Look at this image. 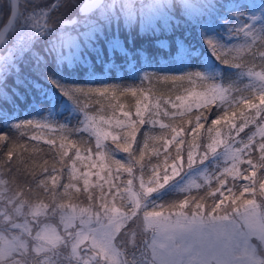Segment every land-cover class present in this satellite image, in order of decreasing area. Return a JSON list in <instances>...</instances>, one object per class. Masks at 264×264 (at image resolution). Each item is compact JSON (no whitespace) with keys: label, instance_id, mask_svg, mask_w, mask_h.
<instances>
[{"label":"snow or ice","instance_id":"6c2138e0","mask_svg":"<svg viewBox=\"0 0 264 264\" xmlns=\"http://www.w3.org/2000/svg\"><path fill=\"white\" fill-rule=\"evenodd\" d=\"M171 7L165 0H150L147 3L141 0L139 4L136 0H86L82 4L76 3V0H52L50 3L0 0V42L5 47L11 44L7 53L0 57V101L8 104L10 96L14 100L19 99L18 88L21 82L15 78L19 77L20 64L27 56L33 61L34 70L38 73L39 79L32 82L30 87L35 90L36 103L42 106L40 113H43H38V118L19 121L18 115H14L15 109L9 111L7 108H0V121L4 127L16 131L28 127L53 131L70 128L69 123H60L56 119L62 114L57 111V106L68 111L70 119L79 110L81 96L96 94L106 97L110 88L85 90L64 83L60 75L65 60L64 47L87 49L89 44L95 47L99 34L114 23L119 27L121 21L128 28L139 24L141 28L155 30L158 21L171 22ZM181 7L189 17L193 16V9L208 12L209 15L212 12H224L225 15L219 19L227 37L242 38L243 43L239 46L231 45L227 43L224 33L210 30L203 23L198 35L205 46L207 59H204V52L191 42H177L172 60L180 64L179 75L158 78L165 81L171 79L173 82L187 81L189 84H198L203 90H189L187 97H177L178 100L192 98V103L184 107L185 111L191 112L193 104L196 106L198 114L195 124L189 121L188 127L178 130L177 127L155 122L160 123L161 129L171 127V139H165L163 135L158 138L166 157L163 176L160 175L159 166L151 165L149 161L151 175L145 182L144 173L148 165L141 161L148 144L145 142L140 146L137 143L135 121L125 125L117 119V128L131 130L113 134L100 127L96 116L83 113V130L95 137L94 155L90 148H81L75 141L61 137L62 140L68 139L69 147L75 148V157H69L71 164L63 160L68 152L60 153L61 162L68 169V182L61 183L60 176L54 174L57 170L53 166V174L43 179L34 177L35 189L31 184L27 190L18 187L5 198L3 212L0 213V219L4 221L0 226V264H264V63L259 72L248 68L246 72L240 73V76L247 75L251 80L259 82L246 89L250 92L247 96L232 95L238 90L233 89L231 84L226 87L220 82L222 73L215 63L222 60V63L228 64V54L235 52L239 55L245 50L250 52L254 46H258L259 56L264 62V0L259 4L249 0H230L229 3L204 0L203 3L192 4L189 0H184ZM81 24L83 31L80 30ZM221 52L225 53L223 59ZM197 56L199 62L194 59ZM212 57H215V61ZM81 59H84L83 55ZM133 59L130 50L123 47L122 42L114 36L105 47L95 53V62L90 65L88 74L90 77L95 75L96 65L101 70L112 72L132 64ZM232 67L241 68L242 65L236 63ZM13 74L16 88L10 90L8 78ZM153 75L155 74L145 72L141 82H151ZM40 79L43 84L39 83ZM111 91L113 98L117 91L121 95L128 92L136 94L135 89L127 87L121 91L117 86H111ZM69 101L75 103L69 106ZM213 105L222 109V114L211 120V126L207 128V142H204L199 130L205 128L202 121H206L208 117L199 110L211 111ZM241 105L251 112L242 111L239 117L236 111L230 113V109H239ZM123 115L127 118L130 113L124 112ZM136 115L141 117L140 123L143 124V112L139 107ZM164 115L168 116L169 113L165 111ZM172 115L175 116V113ZM237 119H241L242 123L237 125ZM14 120L18 122L11 123ZM99 120L109 123L103 116ZM222 123L228 129L227 138H222L224 133L213 127ZM249 124L256 125V131L248 135L246 141L237 140L236 136ZM10 130L0 132V151L7 147L6 156L9 161L15 147L9 146ZM233 131L235 136L232 135ZM197 135H200V143L188 144L186 164L189 172L185 176L196 174L203 177V182L196 184V187L204 188L205 196L191 197L189 213L183 211L189 205L190 197V189L182 186L184 177L171 185L169 181L173 176L180 175L185 165L182 145L188 143L186 137L195 138ZM257 136L260 137L259 141L256 140ZM109 137L115 145L114 149L104 143ZM32 138L39 139L36 136ZM45 143L55 145L56 141L45 140ZM169 145L176 148L174 157L169 154ZM220 147H223L222 152L217 151ZM60 148L63 150L65 144L61 143ZM137 149L139 159L135 155ZM116 150L127 153L129 160L116 158ZM81 153L85 155L82 157ZM256 153H259L258 158ZM153 154L159 159L160 148L154 146ZM93 159L103 162L84 163V160ZM77 160L81 161L84 168L100 167L107 175L101 177L99 172L93 173L97 182L90 187L87 171L77 175ZM169 160L171 176L168 172ZM133 161L135 165H140V191L129 192L135 176L127 181L129 188L121 191V185L115 183L120 177L112 175V165L116 166L117 173L123 170L132 175ZM197 161L201 167L194 168ZM205 161H208L207 165ZM44 172L47 173L48 169L45 168ZM109 179L113 182L109 183ZM101 180L103 183L99 182ZM241 180L245 183H238ZM81 181L82 189L78 187ZM49 182L51 188L48 186ZM5 183L7 182L0 180V184ZM105 184L108 185L107 194L104 191ZM95 188L100 189L99 195L93 194L92 190ZM160 189L165 191L161 193ZM171 191H188L189 195L170 206L180 209L179 211H168L167 214L163 210L157 211V207L163 209L164 206L157 205L156 200ZM81 192L87 195L86 206L71 202L73 198L79 199L74 194ZM117 193L120 194V207L115 203ZM152 193L157 195L152 196ZM245 193L250 198H246ZM109 196L112 197L111 204ZM58 197L61 201L68 198L69 202H58ZM45 199L51 203H45ZM208 199L212 200L211 204L207 203ZM125 201L128 202L127 205ZM69 209L71 215L67 214ZM49 212L53 215L61 213V222L65 225L63 234L57 233L51 225L44 224L33 236L27 220L18 222L20 217L30 215L39 227L40 221L37 218L47 216ZM48 233L51 235H47ZM32 253L35 255L30 260L25 259Z\"/></svg>","mask_w":264,"mask_h":264},{"label":"trees","instance_id":"16d2710c","mask_svg":"<svg viewBox=\"0 0 264 264\" xmlns=\"http://www.w3.org/2000/svg\"><path fill=\"white\" fill-rule=\"evenodd\" d=\"M49 0H36L38 3H46ZM141 2V0H138ZM76 3H79L76 0ZM180 4L178 1H173L174 13L178 12ZM189 20L181 15V13L176 16V18L171 19L170 23H166L164 25L157 26L155 30H144L140 31L139 25L136 24L131 28L125 27L123 21L119 27H115L112 25L110 28L113 29V34L115 37L122 41L124 47L129 49L133 54V63L129 65H125L119 70H113L112 72L101 70L99 65H96L95 75L89 76V67L91 64L95 62L94 56L92 57V63L86 64L79 61L73 62L72 64H68L65 61L62 64V72L60 75L63 77V82L68 84L69 86L80 87L85 90L89 88H103L109 87L110 91L108 96L101 97L96 94H91L89 96H81L79 98V111L81 110L83 113H88L91 116H96L99 118L100 116L104 117L105 121H109V123H103L106 131L112 132L113 134L121 133L131 129H122L117 128L115 126L116 120L119 119L123 121L125 125L132 124L135 121V127L137 129L136 140L140 146H143L145 142L148 144L147 152L141 161L142 164L148 165L145 169L144 180L147 183L150 175H151V165H158L161 177L163 176L164 168H165V154L162 148V142L158 139L162 135L165 139H171V127L168 129H161L160 123L168 124L173 127L179 128L188 127V122L190 121L192 124H195V117L198 114V110L196 106H193L191 112H181L180 107L175 108L173 110H168L170 103L175 101V99L183 94H187L189 90L192 91H202L203 89L198 84H189L187 81H175L173 82L171 79L165 81L163 79H159L158 77H163L165 75H179L178 69L180 68L179 62H174L172 60V55L175 53L177 42H191L196 45L198 49H201L204 52V59H207V54L205 51L204 44L199 40L197 36H195L192 28L195 27L194 24H190ZM115 25V23H114ZM100 36V35H99ZM113 36V37H114ZM166 38L169 41L168 48H160L152 44L156 39ZM40 47H43L40 45ZM157 47V48H156ZM142 51L146 54L144 59H140L138 56V51ZM222 59L225 58V53H221ZM235 57V58H234ZM229 63L224 64L221 61H215V57L212 59L217 64L218 68L221 70L222 82L226 87L231 84L233 89H237L238 91H234L232 93L233 96H247L250 94L246 89L250 88L252 85H258L257 81L251 80L247 75L240 76L241 72H246L248 68H254L255 71H261L262 62L259 56L258 46H254L252 50L245 51L239 54L236 57L234 54H228L226 56ZM199 62V56L194 57ZM119 63V61H118ZM239 63L242 65L241 68L232 67L233 64ZM54 68L55 65H52ZM154 73L151 82L148 80H144L141 82V77L144 73ZM16 80L20 81V86L18 88L19 99L14 100L11 96L9 97V103L4 104L0 101V108H7L9 111L15 109L14 115H18L19 121H23L26 119L38 118L37 114L40 113V108L42 107L40 104L36 103L37 96L34 94L35 90L30 87V84L39 79L38 73L34 70V64L30 57H25L23 62L20 64V74ZM40 84H43V80H39ZM111 86H117L121 91L124 88H132L135 89L136 94L133 95L132 92H128L125 95H121L120 91L115 93V98H113ZM8 88L15 89L16 82L14 81L13 76H9L8 78ZM147 97V99H146ZM151 101L152 107H146L143 112L144 123H140L141 117H137L136 109L139 105L144 104L146 101ZM158 101H163L158 103ZM167 101V103H165ZM258 102V101H255ZM70 105L74 104L75 101H69ZM157 104L159 106L157 107ZM122 106V107H121ZM176 112H175V111ZM57 111L62 113L58 115L56 119L60 123H69L70 128H66L63 130H48V129H40L35 127L21 128L19 131L15 129H8L4 127L2 121H0V132L11 131V140L9 142V146L14 147V154L12 159L9 161L7 159V147L3 148L0 151V180L6 181L5 184H0V209L4 206L5 198L12 194L18 187H23L27 190L29 184H31L32 188H36V184L33 183L34 177L45 178L46 176L53 174L52 168L55 166L56 172L55 175L60 176L61 183L68 182V169L64 163L61 162L62 151H67L68 156L63 157L64 161H67L68 164H71V160L69 157H75V148L68 146V139H71L76 142V145L81 148H90L94 155L96 150V141L95 137L92 136L88 131L83 130V124L81 123V113L75 112L74 116L69 119V112L65 111L63 107L57 106ZM167 111L169 113L168 116L164 115V112ZM200 113L207 116L208 119L206 121H202L205 123V128L200 129V134L204 137V142H207V128L211 126V120L216 118V115L222 114V109L217 108L215 105L212 106L211 111L208 109H200ZM231 111H236L237 116L239 117L240 112H251L249 109H245L243 105L240 106L239 109H230ZM124 112L135 113L134 117H125L123 115ZM175 113V116L172 114ZM43 115V113H40ZM254 115V112H252ZM258 119V118H257ZM159 121L160 123H155ZM18 121H11V123H15ZM236 124L239 125L242 123L241 119H237ZM214 128H219L222 133H224V137L228 136V129L223 125L213 126ZM256 129V125L249 124L243 132H240L238 136H236L237 140H247L248 135ZM232 135H236L233 131ZM39 137V139H33L32 137ZM61 137H67L68 139L62 140ZM45 140H54L56 141L55 145L51 143H45ZM188 143L182 145L183 149V157L184 160L187 159V149L189 143H200V135L188 136L186 137ZM256 140L259 141L260 137L257 136ZM64 143L65 148L62 150L60 148V144ZM109 148L114 149L115 145L112 144L111 138L104 142ZM159 147L161 155L159 159L153 154V147ZM239 146V145H236ZM136 147V145H134ZM169 154L174 157L176 154V148L173 145H169ZM194 153L196 154L195 150ZM85 154L81 153L83 157ZM137 159H139V151L137 149L135 153ZM259 153H256V157L258 158ZM115 156L122 161H128L129 156L127 153L120 152L118 150L115 151ZM149 161H151V165H149ZM103 161L96 160H84V163H102ZM133 174L130 175L127 171L121 170L119 173L116 171V166L112 165V175H119L120 179L116 180V184L121 185V191L124 188H129L127 185V181L129 179H133V176L136 177L134 180V185L139 184V177L141 175L140 165H135L134 161ZM169 168L168 172H171V160L168 161ZM77 166V175L79 176L82 172L87 171L89 173V182L90 187L92 184L97 182V177L93 175L95 172H99L101 177L107 175L105 170H102L100 167L96 168H84L81 161H76ZM241 167H246V165H241ZM47 168L48 172H44V169ZM107 168V165H105ZM212 169H209L211 171ZM231 178H229L230 180ZM103 183V181H99ZM113 181L109 179V183ZM161 182L162 179H161ZM201 181L200 183H202ZM199 183V184H200ZM238 183H245L244 181H239ZM49 188H51V183L49 182ZM78 187L83 188L82 181L78 184ZM131 187V186H130ZM108 185H104L105 194H107ZM62 191V189H60ZM93 194L99 195L100 189L95 188L92 190ZM115 191V189H113ZM161 193L165 191V189L159 190ZM78 195L79 199H72V203L82 204L86 206L87 195L82 192ZM152 196H156L157 193H152ZM189 192L185 191L184 193H179L178 191H171L167 194L163 195L162 198L156 200L157 205H163L164 208L161 209L157 207V211L163 210L164 212L172 211L176 212L180 209L171 208L170 206L173 203H178L180 200L184 199L185 196H188ZM205 196V189L197 187H193L190 189V197H189V205H186L183 211L189 212L191 211V197H201ZM246 198H250L248 193H245ZM109 203L111 204L112 197L109 196ZM45 203H51L50 200L45 199ZM58 202L68 203V198H64L62 201L58 197ZM115 203L117 207L121 205L120 194L117 193ZM208 204L212 203L211 199L207 200ZM127 205L128 202L125 201ZM149 210H152L149 208Z\"/></svg>","mask_w":264,"mask_h":264},{"label":"rangeland","instance_id":"374dc122","mask_svg":"<svg viewBox=\"0 0 264 264\" xmlns=\"http://www.w3.org/2000/svg\"><path fill=\"white\" fill-rule=\"evenodd\" d=\"M79 1H81V0H79ZM83 1L84 0H82V2ZM173 1L174 0H165V2L169 3L172 6L170 8V16H171V18L172 19L173 18H176V16H178L179 13H181V15L185 16L189 20V22H191L192 24L195 25V27L192 28V29L194 31L195 36H197L201 42H202V40H201V37L198 35V32H199V29L201 27V24L203 23L210 30H214L216 32L224 33L227 43H229L231 45H234V46H239V45H241L243 43L242 38L241 39H232V38H228L227 37V33H226L225 29H223L221 27V23H220V19H219L221 16L225 15L224 12H219V13L212 12V14L209 15L208 12H203L202 10H199L198 11L196 9H193V16L189 17V16L185 15V13H184V11H183V9L181 7V5L184 2V0H175V1H178L179 4H180L179 10H178L179 13H177V12L174 13ZM143 2L147 3V2H150V0H143ZM189 2L192 3V4H199V3H203L204 0H189ZM217 2H219V3H229L230 0H217ZM249 2H255V3L259 4V3L262 2V0H249ZM136 3L139 4L140 2H138V0H136ZM157 23L159 25L166 24L163 20H160ZM157 23H156V26H157ZM113 26H114V28L116 27V25H114V24H113ZM156 26H155V28H156ZM139 28H140V31H144V30L150 31L151 30V29H148L147 27L141 28L140 25H139ZM80 30L81 31L84 30L83 24H81ZM112 30L113 29H111V28H106L103 32H101L99 34L100 36H99V39L96 42L95 47H93L91 44L88 45V48L87 49H84L83 47L69 48V47L65 46L64 49H63V55L65 57V60L64 61L66 63H68V64H72L73 62H76V61H79V62H82V63H86V64L92 63V57L93 56H94V60H95V53L100 48L105 47V45L108 43V41L112 40L114 34L117 33V32H115L113 34V31ZM73 35H75V31L74 30H73ZM152 44L154 45V47L156 45L157 47H160V48H168L169 41L166 38L156 39L155 42L152 43ZM122 46H123V44H122ZM245 51H247V50H245ZM245 51H243V52H245ZM138 52H139L138 53L139 58L140 59H144L145 56H146V54L143 53L142 51L141 52L138 51ZM221 53H224V52H221ZM231 54H234L236 57L239 56L235 52H232ZM81 55H83L84 59H81ZM257 72H259V71H257ZM187 96H188V93L187 94H183L180 97H187ZM157 102L158 103H161L163 101H158L157 100ZM191 103H192V98L191 97H189L188 99H184V100H178L176 98L175 101H173L172 103H170L168 110H173L175 108L180 107L178 109H180L181 112H184L185 111V107L184 106H186L188 104H191ZM174 105H175V107H174ZM69 106H71V105L69 104ZM146 106L147 107H152L150 100L146 101L142 105H139L138 107L141 110H144L146 108ZM193 106H195V105L193 104ZM77 112L78 113L79 112L81 113V116H82L81 119L83 121L84 120L83 112L81 110L80 111L77 110ZM136 112H137V109H136ZM134 115H135V113H131L129 117L132 118V117H134ZM97 123L100 125V127L104 131H106V129L103 126V122H101L99 120V118H97ZM255 131H256V129L253 132H255ZM217 151L218 152H222L223 151V147L218 148ZM194 155H195V153H194ZM210 159H211V157H210ZM186 160H185V165L183 167V170L181 171V174L178 175V176H173V179H171L169 181V185L174 184L177 181H180L181 180V177H184L183 185L182 186H185L187 189H191L193 187H196V184H199L201 181H203V177H201L199 175H196V174H193L191 176H185V174L189 172V169H188L187 164H186ZM207 164H208V161H205V165H207ZM193 167L194 168L201 167L199 165V161H197V163L194 164ZM169 175L171 176L172 175V172H170ZM165 188H168V185H165ZM160 190H162V189H160ZM137 191H140V186H139V184L134 185V182H133V184L129 188V192H137ZM26 211L27 210L25 209V212ZM2 212H3V207L0 209V213H2ZM67 214L68 215H71L70 209L67 210ZM165 214H167V212H165ZM141 217H142V213H141ZM37 219L40 221V226L39 227L37 226L36 223L33 222V217L30 216V215L29 216H22V217H20L19 220H18V222L23 223L25 220H27V222H28L27 226L32 229V235L33 236H35L36 231L39 230L40 228H42L44 224H49L52 227H54L57 233L63 234L65 232V225H64V223L61 222V213L60 212H57L55 215H53L51 212H49L47 216L41 215ZM76 222L78 223L79 221L77 220ZM3 223H4V221L2 219H0V226H2ZM47 235H51V234L48 233ZM129 239H130V237H129ZM36 243H43V241H36ZM129 247H131V245H129ZM34 255L35 254L32 253L30 256L25 257V259H29L30 260L32 258V256H34Z\"/></svg>","mask_w":264,"mask_h":264},{"label":"built area","instance_id":"2783aa9c","mask_svg":"<svg viewBox=\"0 0 264 264\" xmlns=\"http://www.w3.org/2000/svg\"><path fill=\"white\" fill-rule=\"evenodd\" d=\"M51 2H52V1H51ZM9 48H11V44H8L7 47H5V48L0 52V57H3V56L7 53V51H8Z\"/></svg>","mask_w":264,"mask_h":264},{"label":"water","instance_id":"95a60500","mask_svg":"<svg viewBox=\"0 0 264 264\" xmlns=\"http://www.w3.org/2000/svg\"><path fill=\"white\" fill-rule=\"evenodd\" d=\"M83 2H84V1H83ZM83 2H82V3H83ZM82 3H81V4H82ZM2 44H3V42H0V47L2 46Z\"/></svg>","mask_w":264,"mask_h":264},{"label":"bare ground","instance_id":"6f19581e","mask_svg":"<svg viewBox=\"0 0 264 264\" xmlns=\"http://www.w3.org/2000/svg\"><path fill=\"white\" fill-rule=\"evenodd\" d=\"M86 2V0H84V2L83 3H85Z\"/></svg>","mask_w":264,"mask_h":264}]
</instances>
